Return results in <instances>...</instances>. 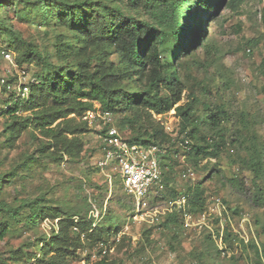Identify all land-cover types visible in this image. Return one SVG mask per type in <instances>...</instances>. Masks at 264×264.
<instances>
[{"label":"rangeland","instance_id":"1","mask_svg":"<svg viewBox=\"0 0 264 264\" xmlns=\"http://www.w3.org/2000/svg\"><path fill=\"white\" fill-rule=\"evenodd\" d=\"M0 2H4L2 19L25 42L17 47L0 29V80L9 85L0 83V174H6L0 199L16 204L19 199L38 200L46 207L38 223L18 227L0 239L5 258L18 250L21 264H45L39 261L42 239L48 240L58 230L59 220L70 218L73 223L66 229L65 243L71 253L65 264L86 260L92 264L103 256L108 264H264V0L221 5L211 19L199 13L204 21L200 45L175 61L184 87L177 105L193 100L189 127L196 128L195 139L212 136L220 148L211 159L195 165L187 157L190 145L181 143L174 108L152 114L164 129L168 126L174 145L165 146L169 149L161 160L165 188L145 199L141 213L147 215L140 222L131 217L133 199L119 181L109 188L97 168L101 121L87 122L85 131L77 135L82 149L74 158L55 159L50 141L31 126L21 129L11 147L5 143L4 130L11 118L1 114L3 100L12 92L19 94L20 85L34 83L46 70L45 62L27 60V48H35L53 63L60 62L57 50H66L73 57L68 62L86 60L92 67L102 46L86 48L78 30L41 25L17 0ZM73 47L77 52L71 53ZM103 52L109 54L108 49ZM217 111H224L225 117L210 125L209 118ZM18 115L29 116L30 111ZM120 118L113 114V123L129 138L132 133L119 125ZM29 157L33 160L26 162ZM255 157L261 163L256 176L249 167ZM188 169L194 175L182 177ZM10 172L15 173L12 178ZM196 187L202 191L198 208L166 209L172 199ZM155 210L159 212L154 216ZM186 212L190 218L184 216ZM169 214L174 218H167ZM93 229L91 237L88 233Z\"/></svg>","mask_w":264,"mask_h":264},{"label":"trees","instance_id":"2","mask_svg":"<svg viewBox=\"0 0 264 264\" xmlns=\"http://www.w3.org/2000/svg\"><path fill=\"white\" fill-rule=\"evenodd\" d=\"M17 1L24 4L28 14L41 25L53 27L59 24L78 30L83 34L81 39L86 48L101 45L102 52L90 67L86 60L68 62V57H73L66 50H57L60 62L53 63L49 59L45 60L35 48H27V60L36 58L45 62L46 70L34 83L24 84L28 87L27 98L12 92L3 100L1 114L11 118L4 130L8 147L13 145L21 129L31 126L50 141L48 146L53 147L51 155L55 159L62 160L64 155L76 157L82 149L77 135L85 131L87 124L81 117L94 107L95 101L100 109L121 115L119 125L132 133L129 141L141 145H158L166 152L169 147L165 146L174 145V138L152 114H163L174 108L179 118L178 134L183 135L181 141H191L187 157H192L197 165L201 160L211 159L217 154L220 145L212 136H201L196 140V128L189 127L194 101L188 100L177 105L182 99L184 87L175 61L182 55L192 53L200 45L204 34V21L199 19L200 12L211 19L221 5L236 7L243 0ZM3 4L0 2V9ZM2 16L0 13V29L9 41L17 43V47L24 45L19 32L7 25ZM190 18L197 19L193 22L189 21ZM105 49L114 58L103 52ZM72 52H77L75 47ZM261 63H264V58ZM23 111H30V115L19 116L18 112ZM221 117H225L224 111H217L209 118L210 125H217ZM30 160H33L32 157L26 162ZM260 166L256 157L249 162L254 176ZM7 175L12 178L15 173ZM163 176L166 184L164 172ZM4 177L6 174L1 173L0 193ZM184 194L188 196V205L191 207L196 209L202 203V191L198 187ZM45 208L38 200L19 199L16 204L0 199V239L18 227L38 223V216L45 213ZM167 218L173 219L174 214H169ZM59 221L58 230H54L48 240L42 239L44 244L39 250L41 257L53 253L47 260H39L46 261L45 264H65V258L71 253L70 246L65 242L66 229L73 222L70 218ZM93 222L94 218L89 221L87 230ZM88 235L94 236L95 229ZM261 258L264 260V246ZM20 260L18 250L8 258L0 252V264H21ZM84 264H89L88 260ZM92 264L108 263L103 256Z\"/></svg>","mask_w":264,"mask_h":264},{"label":"built area","instance_id":"3","mask_svg":"<svg viewBox=\"0 0 264 264\" xmlns=\"http://www.w3.org/2000/svg\"><path fill=\"white\" fill-rule=\"evenodd\" d=\"M246 51L249 53L250 49L247 48ZM0 83L9 86L5 84L4 79H1ZM19 87V95L27 98L28 87L25 85ZM81 119L86 122L101 121L103 128L98 133L101 157L97 162V168L105 176V183L109 188L118 180L117 184L133 199L134 213L131 217L138 222L144 220L141 216L147 214L141 213V210L145 199L165 188L161 160L166 150L154 144L141 145L129 141L114 125L113 114L100 109L99 105L85 111ZM165 129L169 133L168 126H165ZM181 143L188 145L189 140L184 139ZM193 175L190 169L181 173V176L185 178H191ZM169 204L170 206L166 207L167 210L177 205L179 211H185L188 206V196L181 195L172 199ZM156 212L159 211L155 210L154 216ZM190 215L189 212L184 214L187 218H190ZM102 252L105 253V250Z\"/></svg>","mask_w":264,"mask_h":264}]
</instances>
